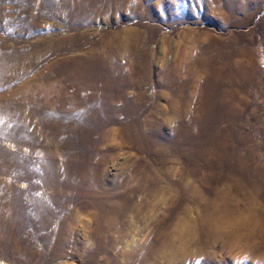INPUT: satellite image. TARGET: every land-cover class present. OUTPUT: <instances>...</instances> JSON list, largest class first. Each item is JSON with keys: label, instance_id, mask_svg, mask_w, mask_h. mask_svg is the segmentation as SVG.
<instances>
[{"label": "rangeland", "instance_id": "rangeland-1", "mask_svg": "<svg viewBox=\"0 0 264 264\" xmlns=\"http://www.w3.org/2000/svg\"><path fill=\"white\" fill-rule=\"evenodd\" d=\"M0 264H264V0H0Z\"/></svg>", "mask_w": 264, "mask_h": 264}]
</instances>
